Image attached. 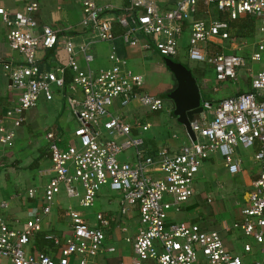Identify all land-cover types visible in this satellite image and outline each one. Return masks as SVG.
<instances>
[{
	"label": "built area",
	"instance_id": "2783aa9c",
	"mask_svg": "<svg viewBox=\"0 0 264 264\" xmlns=\"http://www.w3.org/2000/svg\"><path fill=\"white\" fill-rule=\"evenodd\" d=\"M76 1L83 12L82 26L90 34L80 45L50 27H42L37 35L33 14L38 5L34 0H28L24 13L9 14L0 8V19L8 28L7 43L23 58L17 64L0 62L8 74L9 88L17 92L14 105L5 111L3 119H11L12 128H18L24 123L26 112L41 99L51 101L57 90L67 87L65 100L79 123L66 140L60 133L45 134L52 175L41 195L43 206L40 214L19 228L6 224L0 216V259H7L10 264H68L74 256L78 264H91V259L99 254L113 253L114 248L105 247L104 232L88 224L79 211L93 207L99 191L107 186L120 196L121 214L130 208L138 212L139 227L132 239L128 264H264V260L246 263L243 256L229 252L218 232L168 221L170 212H178L194 196L196 177L212 155L222 159L230 175L240 172L241 159L235 149L242 146L253 150L258 176L240 211L241 218L232 228L258 245L264 243V0H178L168 11L160 10L157 0H125V12L113 20L106 18L110 6H98L96 0ZM198 5L206 10V19L194 17ZM212 9L225 19L210 18ZM243 17L256 21L260 35L249 55L250 61L260 64L256 73L246 70L249 90L215 105L204 101L203 115L190 122L194 141L178 152L163 149L157 152V158L145 154L141 134L150 125L130 123L118 112L134 102L151 112H161L165 109L163 101L143 91V78L127 68L126 60L117 55L114 47L109 55L111 66L92 69L90 47L113 44L119 39L124 45L154 48L162 58L174 59L187 30V60L210 62L217 83L235 81L238 72L246 67L244 57L224 53L210 57L209 46L220 47L228 41L229 23ZM114 24L120 29L119 35L115 34ZM141 39L144 43H140ZM77 46L85 67L77 60ZM55 47L65 52V63L41 69L37 52ZM66 72L71 74L68 83ZM3 119L0 144L11 145L14 134L5 127ZM134 129L137 134H133ZM129 152L134 155L132 163L120 160ZM61 192L68 200L76 201L79 208L65 209L70 235L64 239L60 256L29 253L27 247L41 231L44 218L51 213ZM34 193L28 191L30 197ZM97 221L102 226L107 224L100 214ZM243 250L249 253L251 246L247 244Z\"/></svg>",
	"mask_w": 264,
	"mask_h": 264
},
{
	"label": "crops",
	"instance_id": "0c3cea01",
	"mask_svg": "<svg viewBox=\"0 0 264 264\" xmlns=\"http://www.w3.org/2000/svg\"><path fill=\"white\" fill-rule=\"evenodd\" d=\"M34 1L38 5V10L33 14L37 23V35L41 34L42 27H50L58 34L72 37L79 45L88 40L89 30L82 26L83 12L76 0ZM177 1L157 0L158 6L162 11L173 9ZM27 3L28 0H0V8H3L9 14L24 13ZM96 3L98 6L111 7V11L106 14L108 19L113 20L118 13L125 12V0H96ZM205 11L202 5H198V10L194 17L206 19ZM210 11V18L225 19V16L219 14L216 10L212 9ZM114 31L116 35H119L120 29L116 24H114ZM7 33V26L0 19V62L7 64L21 63L23 61L22 56L17 51L12 50L7 43ZM229 35V40L224 42L222 46H209L210 57L221 53L244 57V50L250 48L251 54L255 47L254 39H260L257 23L250 17H243L230 22ZM187 39L188 31L186 30L180 40L181 49L187 50ZM143 41L141 39L140 43H144ZM112 47H114L118 56L126 60L127 68L143 78V91L152 95L150 91L157 90L159 96L155 97L160 98L162 101L163 98L167 99L166 96L174 88L175 83L165 66L164 58L154 48L143 50L139 46L130 47L124 45L119 39L115 40L113 44H94L90 47V53L94 59L91 64L92 69L97 70L111 66L109 55ZM77 51V60L81 67H85L78 46ZM37 60L41 69L49 70L53 64H64L66 55L60 47H55L50 50L37 52ZM176 61L183 63L180 60ZM205 63L213 71L212 64L210 62ZM244 69L245 75L240 76V72H243V69H241L238 72L237 79L233 81L237 82L239 76L240 78L242 77L238 90L232 96L243 93L250 88V78L246 73L247 68L245 67ZM248 69L252 72L251 68ZM196 74L197 77L195 79L199 87L208 91L210 81L203 74L198 72ZM70 77L71 74L66 72V81L70 82ZM9 85L8 74L0 66V120L4 118L5 111L14 105L17 98V92L9 88ZM216 85L220 86V83L216 82ZM227 88H229V84H227ZM66 89L68 88L57 90L51 101L41 99L36 107L26 112L25 121L18 128H12L11 119H3L5 127L11 129L14 134L11 145L4 146L0 144V216L10 226L19 228L25 221L40 214V209L43 206L41 195L45 184L52 175L50 173L51 163L49 161L48 143L45 140V134L48 132L60 133L66 140L79 125L77 118L67 106L65 100ZM217 91L218 89L214 87L213 94ZM75 96L79 97V92H76ZM167 101V107L164 106L165 109L161 112H151L140 107L136 102L118 112L127 121H137L140 124L150 125L149 130L141 135L144 140L143 148L145 154L154 158L158 157H156V154L160 150L166 149L169 153L178 152L183 145H187L192 141L173 116V104L169 100ZM218 101L220 100L215 101V103L209 102L215 105ZM137 133L138 130L134 129L133 134ZM212 156L218 157L222 161L217 154ZM250 159L252 160V157ZM120 160L132 163L134 155L129 152L120 156ZM204 163L199 172L205 171V184L201 189H195L194 196L182 204L178 212H174L183 214L184 220L176 222V219L172 218V215L170 216L173 212H170L168 221L186 225L196 224L205 231L219 227L222 232L229 234V240L223 239L220 235L229 252L237 256H243V260L246 263L264 260V243L258 245L252 239L245 238L239 230L232 228L233 224L240 220V211L247 204L251 184L258 176L257 166H242L243 162L241 160L240 172L236 176L227 172L223 161L222 164L220 163L216 167L213 165L216 163L213 159L209 158ZM207 168L212 170L208 169L206 171ZM220 169L226 170L228 175L233 176L232 178L241 176L240 184L242 185L240 186L244 187V193L246 194L245 203L238 210L239 219L234 221L232 226H228L225 221H222L220 226L214 222L220 211L218 199L229 200L234 195V190L229 188V182H225V178L219 172L221 171ZM29 190L35 192L34 197L28 195ZM106 191L107 195H110L111 191L109 188ZM102 196L105 195L99 193L93 205L94 207L88 208L93 209V211L87 212L86 209H80L77 204L74 205L69 200L67 203L64 194L59 195L51 213L44 218L41 231L33 237L27 247V251L31 254L43 253L53 258H58L63 248L64 239L70 235V221L64 214L65 209L67 206H72L79 208L82 217L88 224L98 227L104 232L106 236L105 247L114 248L113 253L103 252L91 259V264H128L132 255V239L139 227L137 209L130 208L129 212L121 214L119 195H117L118 199H110L109 197L101 199L103 198ZM2 204L4 207H1ZM98 214L102 215L104 220L107 221L105 226L100 225L97 221ZM239 235L248 241H243L242 239V244H240ZM249 241H252V243ZM247 244L251 246V251L244 253L243 248ZM261 253L262 257L259 256ZM0 264H10V262L7 259H0ZM68 264H78V258L71 257Z\"/></svg>",
	"mask_w": 264,
	"mask_h": 264
},
{
	"label": "rangeland",
	"instance_id": "374dc122",
	"mask_svg": "<svg viewBox=\"0 0 264 264\" xmlns=\"http://www.w3.org/2000/svg\"><path fill=\"white\" fill-rule=\"evenodd\" d=\"M254 40H255L254 42L256 44L258 40L257 39H254ZM102 44H106V43H102ZM186 44H188V39H187ZM226 53H228V52H226ZM243 55H244V59L246 61V68H251L252 73H256L260 69V64L259 63H253L252 61H250V57H249L250 48H246L244 50ZM173 60L182 61L183 64L192 72L194 77H197V74H196L197 72L200 74H203V76L207 77V79L210 81V83L208 84L209 90L206 91V90L200 88V93H201V97L204 100H209V101H212L213 103H215V101H217V100L226 99V98H229L232 95H234L235 92L238 90L239 84L242 82V77L240 78V76L245 75V69H243V72H240L239 80L237 82H233V81L222 82V83H220V86H218V85H216V82L214 81V72L209 69V67L206 63H193V62H190L187 60L186 49L180 48L178 57L174 58ZM227 84H229V88H227ZM214 87H216L218 89V91L213 94V88ZM150 92L154 96H159L157 90H151ZM163 103H164V106L167 107V105H168L167 99L163 98ZM130 123H132V122H130ZM236 154H237L238 158H240L242 160V162H243L242 166L254 167L253 165H255V164L250 159L253 156L252 155L253 154L252 149H244L242 146H238L236 149ZM210 159H213V161L216 162L213 164L214 167H216L220 163L222 164V161L218 157L212 156V157H210ZM208 169L212 170L211 168H207L206 171H208ZM220 170L221 171H219V172L225 178V182L226 183L229 182V185H230L229 188L234 190V195L231 196V198L229 200L220 199V198L218 199V201H219L218 203L220 205V211H219V215L217 217H215L214 222H216V224H218V226H220L221 222L225 221L228 224V226H232L234 221L239 219L238 210L242 205H244L245 199H246V194L244 193V187L240 186V185H242V184H240V181H241L240 177L241 176L238 178H232L233 176L228 175L226 170H222V169H220ZM204 174H205V171L198 173L196 180L194 182L195 183V185H194L195 189H201L202 186L205 184L206 177ZM107 189H108L107 186H104L99 191L100 194L105 195V196H102L103 198H101V199H105L107 197H109L110 199H118V196H117L118 194H116L115 192H110V195H107V191H106ZM62 194H64V193L61 192L60 195H62ZM69 201L67 199L66 202L68 203ZM70 202H72L74 205L77 204L76 201H70ZM86 210H87V212H89L90 210L93 211V209H86ZM171 215H172V218L176 219V222H182L184 220V215L181 213H174L173 212L170 214V216ZM209 231H216L222 236L223 239L225 238L226 240H229V234H225L224 232H222V229L219 227L218 228L216 227V228H214V230H209ZM239 236H240L239 237V243L240 244H242V239H243V241L247 240V239H244L241 235H239ZM249 242L252 243V241H249ZM259 256L262 257L263 256L262 253L259 254Z\"/></svg>",
	"mask_w": 264,
	"mask_h": 264
},
{
	"label": "water",
	"instance_id": "95a60500",
	"mask_svg": "<svg viewBox=\"0 0 264 264\" xmlns=\"http://www.w3.org/2000/svg\"><path fill=\"white\" fill-rule=\"evenodd\" d=\"M163 60L175 83L166 98L173 104V116L194 141L190 122L203 115L204 99L201 97L200 87L192 72L183 63L169 58Z\"/></svg>",
	"mask_w": 264,
	"mask_h": 264
},
{
	"label": "trees",
	"instance_id": "16d2710c",
	"mask_svg": "<svg viewBox=\"0 0 264 264\" xmlns=\"http://www.w3.org/2000/svg\"><path fill=\"white\" fill-rule=\"evenodd\" d=\"M67 83H68V81H67ZM248 91V90H247ZM247 91H245V92H247Z\"/></svg>",
	"mask_w": 264,
	"mask_h": 264
}]
</instances>
